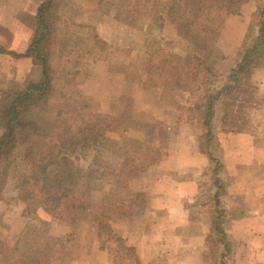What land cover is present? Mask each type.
<instances>
[{
	"label": "rangeland",
	"instance_id": "rangeland-1",
	"mask_svg": "<svg viewBox=\"0 0 264 264\" xmlns=\"http://www.w3.org/2000/svg\"><path fill=\"white\" fill-rule=\"evenodd\" d=\"M46 1L0 0V102L43 79L27 52L11 49L23 29L21 41L33 43ZM121 1L60 0L52 12L53 90L28 119L50 132L84 115L112 126L85 158L76 156L84 170L91 166L89 204L64 217L39 199L24 160L29 147L38 153L47 144L23 134L18 165L0 182V264H264V71L254 76L261 107L250 106L249 126L225 124V98L216 103L211 145L201 121L204 94L224 86L244 48L245 5L258 9L264 0H246L221 32L193 38L167 20L173 0H123L150 3L141 14ZM187 56L206 62L190 86L175 77Z\"/></svg>",
	"mask_w": 264,
	"mask_h": 264
},
{
	"label": "trees",
	"instance_id": "trees-1",
	"mask_svg": "<svg viewBox=\"0 0 264 264\" xmlns=\"http://www.w3.org/2000/svg\"><path fill=\"white\" fill-rule=\"evenodd\" d=\"M59 2L60 0H47L40 5L37 12L39 28L26 53L41 66L43 79L39 83L29 82L17 93L5 96L0 102V182L8 179L10 169L18 165L23 134L33 137L37 144L46 143L47 146L39 149L38 153L34 147H29L24 160L34 168L32 181H35L34 191L38 192L39 199L59 217H64L65 213H77L89 204V176H85L91 171V166L84 170L76 163V156L85 158L90 150L100 145L112 124L108 119L96 121L92 120L97 119L96 117L84 115L79 121L69 122L50 132L36 121L28 119L32 107L47 102L48 94L53 90V63L59 44V29H53L55 22L51 19L58 18L52 14L54 9L59 11ZM121 2L127 13L134 14L144 13L150 6L147 1L135 4L123 0ZM245 2L246 0H230L228 7H214L212 0H173L167 6L165 15L177 27L180 36L193 38L210 29L221 32L230 16L241 13ZM162 13L157 12L160 16H163ZM99 44L104 45L100 40ZM198 44L205 51L210 49V43L205 39ZM242 47L244 48L228 73L224 86L215 95L205 93L203 97L208 101L201 121L207 129L206 137L210 145L215 140L213 123L216 119V103L224 98L230 102L224 120L226 125L232 123V128L249 126L253 116L250 106L251 110L260 111L257 98L260 89L254 82V76L258 71L264 70V7L258 8L254 13ZM178 64L180 68L175 77L180 81L185 80L186 85L190 86L201 78L200 68L206 62L201 57L187 56ZM210 157L214 160L212 154ZM84 171L85 174L81 176ZM28 182L26 180L24 184Z\"/></svg>",
	"mask_w": 264,
	"mask_h": 264
},
{
	"label": "crops",
	"instance_id": "crops-1",
	"mask_svg": "<svg viewBox=\"0 0 264 264\" xmlns=\"http://www.w3.org/2000/svg\"><path fill=\"white\" fill-rule=\"evenodd\" d=\"M245 8H246V10L244 9V11H242V18L241 19L242 20L245 19V21L248 23V25H247V27H245V25L243 27L244 28V35L242 36L243 40L245 38V34H246V31H247V28L249 27L251 18L254 15L255 11L257 10V5H255L253 7L251 5V3H249V4L245 5ZM247 8H248V10H247ZM16 28H18L17 25H16ZM21 28L23 29L22 26H21ZM23 30H22V33H18L17 32L15 34V40H14L15 43L13 45V49H11V50L15 51L18 55L25 54L28 51V49L31 46V44H32V42L30 43L31 38H28V36L26 37L28 39H26L24 41H21V40H23ZM243 40H240V43L243 42ZM236 44H237V42H236ZM237 45H239V43ZM29 60H30L29 58L23 59V60L21 59V62H25V61L26 62H29ZM190 182H192V180ZM171 210L172 211H176L177 210V207H172Z\"/></svg>",
	"mask_w": 264,
	"mask_h": 264
}]
</instances>
